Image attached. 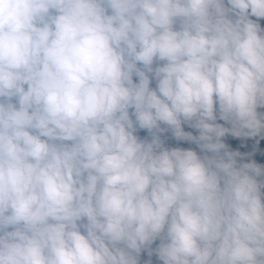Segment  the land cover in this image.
<instances>
[{
	"label": "clouds",
	"instance_id": "1",
	"mask_svg": "<svg viewBox=\"0 0 264 264\" xmlns=\"http://www.w3.org/2000/svg\"><path fill=\"white\" fill-rule=\"evenodd\" d=\"M0 264H264V0H0Z\"/></svg>",
	"mask_w": 264,
	"mask_h": 264
}]
</instances>
